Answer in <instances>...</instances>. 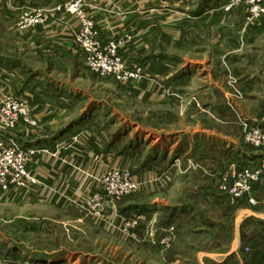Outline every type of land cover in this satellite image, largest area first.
Instances as JSON below:
<instances>
[{"label":"rangeland","instance_id":"rangeland-1","mask_svg":"<svg viewBox=\"0 0 264 264\" xmlns=\"http://www.w3.org/2000/svg\"><path fill=\"white\" fill-rule=\"evenodd\" d=\"M73 1L0 0V54L8 67H0V77L18 80L20 72L9 69L15 63L26 71L25 79L32 70L82 95L59 112L33 108L16 128L4 131L0 125V137L17 149L29 148L19 137L27 136L26 128L37 136H64L80 127L77 135L67 136L71 142L54 151L58 156L53 160L67 173L59 190L46 191L44 180L30 167L34 158L28 169L35 184L0 185V264H164L149 260L135 240L154 238L163 252L175 247L190 259L204 246H213L210 240L231 242L238 210L260 204L256 189L264 180V157L256 156L264 153V127L252 115L264 106V31L256 34L264 26V0H217L207 23L187 17L200 14L204 0L149 1L143 5L153 10L145 23L153 29L148 40L136 25L105 41L91 16L103 45L115 42L118 47L121 67L113 72L87 64L77 42L79 11H70ZM94 2L87 4L89 16ZM164 8L168 14L158 19L154 10ZM62 13L78 21L71 31L78 55L58 38ZM38 15L44 22L33 23ZM52 17L51 34L57 37L50 41L52 36L43 32ZM136 31L134 45L148 42V48L126 60L120 47ZM46 43L50 48L45 50ZM146 61L164 66L151 68ZM177 72L183 79L174 82ZM1 83L5 91L0 102L5 94H16ZM19 127H25L21 134ZM92 139L101 150L99 159L87 155ZM189 141L191 149L186 148ZM108 150L113 154L109 161L103 156ZM110 174L131 187L111 191L106 183ZM68 181L70 188L65 187ZM133 204L193 206L200 217L161 226V212L131 215L127 208ZM202 218L226 222L227 228L201 231ZM142 225L146 228L141 230Z\"/></svg>","mask_w":264,"mask_h":264},{"label":"crops","instance_id":"crops-1","mask_svg":"<svg viewBox=\"0 0 264 264\" xmlns=\"http://www.w3.org/2000/svg\"><path fill=\"white\" fill-rule=\"evenodd\" d=\"M149 1L153 0H95L94 4L90 7L89 13L91 14L90 16H93L97 19L99 28L102 30V39L105 41L118 38L122 33L121 31L125 32L126 30L133 29L136 25H139V34H144L143 39L148 40L151 39L153 29L149 27V25H145V23L149 18L151 11L153 10L147 8V6L144 7L143 5L148 4ZM154 1H157V3L162 2L163 4L165 0ZM170 1H172L171 3L173 4L177 3V0ZM191 1L192 0H189V2ZM216 1L217 0H204L202 6L200 7V14H192L191 16L187 15V17L190 19V22L207 23L214 14L213 5L216 4ZM195 2L192 1V3ZM154 11H156V16H158V19L160 18V16L165 18V14H168L165 13V8L161 10L155 9ZM172 11L173 13H175L174 10ZM62 16L63 13L62 15H60L62 30H60L57 34L58 38H60L65 43L66 48H68L67 50L71 51L72 54L78 55V52L75 48V42H73L74 36L71 33V31L73 32V30L78 26V21H74V19H72V17L70 18V16H67V18H63ZM54 23V18L52 17L46 23V29L44 30L43 35H45L46 37H48V35L50 37L52 36V34L54 33ZM164 26L165 23H162V27ZM263 31L264 26L259 27L256 31V34L261 35ZM135 34V38L131 39L130 42L125 43L124 45H122V47H120V55L126 60L130 59V61H133L135 57L139 56V52H143V50H147L148 48V42H146L145 40L144 41L146 43L142 42L143 44H141V46L136 47L137 45H134V43L138 40L137 31L135 32ZM163 34V37L168 38V33L164 32ZM56 37V35L54 37L52 36V39H48V41H52L53 38ZM35 42L37 43L36 37ZM49 46L50 43H46L44 45V49L46 50V48H48ZM0 55V67L4 66L8 68L2 63L4 61L3 54ZM160 56L164 55H159V57ZM146 65H151V68H160L164 66V64L158 63L157 61L152 64L146 61ZM9 67V69L14 73L20 72L18 80H14V78H12L13 80H11L10 78L9 81L8 78H6L7 76L4 75L0 77V81L7 83L6 87H12V90H14L16 94H21L24 92L29 93L33 101V108H41L48 112H59L60 109H62L61 107H68L69 104L73 101H79V97L76 96L79 92H77L73 87L68 86L67 83H64L60 80H52L51 77L39 75L37 72H33L32 70H30L31 74L28 75L29 77L25 79L23 73L26 71L22 70L18 64L14 63L13 65H9ZM190 69L195 70L194 72H196V69L198 68L192 67ZM198 71L196 73H198ZM179 73L180 72H177L176 75H174V82L183 79V77L179 75ZM184 76H188L187 71H185ZM28 79H30V82L27 81ZM260 81L262 80H259V82ZM1 82L0 85L2 86L3 84ZM1 86L0 92L5 91V88H2ZM258 89L261 90V86ZM80 97H82L81 94ZM252 115L257 118L256 122L254 123H260L262 127H264V121H262V118H264V106H257L254 112H252ZM19 129V134H21L24 131H22V129H25V127H19ZM79 129L80 127H76L74 128V131L71 130L64 136H60L58 134L52 136H37L35 130L30 133L29 128H26L27 136L19 135L20 138H24L25 141L23 142L29 143L26 144V146L28 145L29 147L36 149L38 152L37 156L35 155L34 157L35 160L30 163V167L32 171H34L39 176L40 179L44 180L45 186L47 187L46 191L59 190L58 188L60 187V185H62H58L59 181L62 182L66 179L67 173L65 167L62 168L60 163L53 160L54 156H58V154H55L54 151L55 149H60V147H62L63 145L71 142L72 140L69 141V137L67 136H73V134L77 135ZM96 142V139H92L91 142H88L86 146L88 151L87 155L92 159H94L96 155L98 159L101 156V150L96 146ZM191 146L192 145L189 141V145L186 146V148L188 147L189 149H191ZM75 147L76 149H80L78 145H75ZM111 154L112 153L108 150L106 154H103V156L109 161L111 158H113V154ZM256 156L259 158L264 157V153ZM158 158L159 156L157 157V159ZM152 162L154 164L155 162H157L156 156L152 159ZM42 168L43 171L41 170ZM76 179H78V177H76ZM65 187H72L69 181L65 183ZM256 192L260 204L254 208H249V206L245 204V206L238 210L236 215V227L234 228L233 240L231 242H228L227 239L221 244H213L214 240H210V243L213 246H204L201 249L202 251H199V253L196 255L197 257H191L192 259L184 257L182 258L181 253H177V249L175 247L171 252L167 254L163 252L164 250L162 249V247H160L159 241L157 240L155 242L154 238L143 239L141 237L140 240L136 239L135 241L141 245L143 253L148 257L149 260L163 261L164 264H181V262H184L185 264H264V180L258 184ZM214 200L216 199L214 198ZM127 209H129L127 213H130L131 215L142 216H150L155 214L156 212H161L164 216V219L160 223L161 226L171 224L174 225L175 223L184 225L186 223L185 220H192L193 223L194 220H197V218L200 217L199 214L196 215V213L199 212L195 210V207L184 205H176L170 208L163 204H133L129 205ZM165 212L167 213V215H165ZM200 220L201 231H205V228L216 225H219V227L222 229L221 232L224 231V228H227L226 222L217 223L214 219L205 220L203 218ZM145 228V225H142L140 229L142 230ZM190 245L193 246L194 243H190ZM214 245L217 248H212L214 247Z\"/></svg>","mask_w":264,"mask_h":264},{"label":"built area","instance_id":"built-area-1","mask_svg":"<svg viewBox=\"0 0 264 264\" xmlns=\"http://www.w3.org/2000/svg\"><path fill=\"white\" fill-rule=\"evenodd\" d=\"M91 0H74L70 11H79L78 17L80 21V31L77 35V42L87 57V64L96 71L113 72L116 67H121V60L116 55L115 49L118 47L116 43H108L103 45L101 36L95 30L96 23L93 17L86 12L88 2ZM41 15L33 18V23L44 22ZM46 21V20H45ZM33 110V101L29 93L21 94H5L0 102V125L4 131L16 128L20 123L21 116L29 115ZM5 133V132H3ZM3 135V134H2ZM6 140V141H5ZM7 137L3 135L0 137V185L4 186H21L29 183L35 184L37 179L33 173L28 169L30 159H33L35 149L29 147L27 149H17L11 144ZM110 180L107 184L112 187L111 191H115L117 187L128 189V184L123 181L116 180L118 178L115 174H110ZM35 177V178H34ZM109 177H106V179ZM113 181L118 182L117 186L113 185ZM103 199V198H102ZM102 204V200L100 201ZM104 204V203H103Z\"/></svg>","mask_w":264,"mask_h":264},{"label":"bare ground","instance_id":"bare-ground-1","mask_svg":"<svg viewBox=\"0 0 264 264\" xmlns=\"http://www.w3.org/2000/svg\"><path fill=\"white\" fill-rule=\"evenodd\" d=\"M115 52H117V49H115ZM116 55L118 56L117 53H116ZM112 184L115 185V186H117L119 183L114 181Z\"/></svg>","mask_w":264,"mask_h":264}]
</instances>
